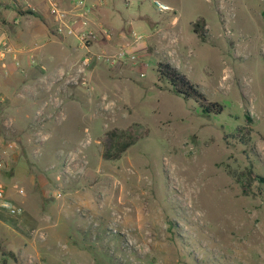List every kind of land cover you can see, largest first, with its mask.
Wrapping results in <instances>:
<instances>
[{"label":"rangeland","instance_id":"obj_1","mask_svg":"<svg viewBox=\"0 0 264 264\" xmlns=\"http://www.w3.org/2000/svg\"><path fill=\"white\" fill-rule=\"evenodd\" d=\"M83 2L73 34H25L29 63L0 68V264H264V0Z\"/></svg>","mask_w":264,"mask_h":264},{"label":"crops","instance_id":"obj_2","mask_svg":"<svg viewBox=\"0 0 264 264\" xmlns=\"http://www.w3.org/2000/svg\"><path fill=\"white\" fill-rule=\"evenodd\" d=\"M56 1L58 2V0ZM63 1H65L64 7L67 9L71 7L73 2V0ZM49 10L50 6H47L43 0H0V68L6 70L5 74H9V72L11 74L16 70L15 59H19L23 65L28 60L25 55L32 50L30 47L35 42H27L28 37L25 34L29 33V37H36L35 40L39 33L48 34L50 37L48 41H53L57 36L60 37L56 32L57 23L54 21L52 23ZM81 25L83 27L89 26L88 24L86 26ZM82 30H88V28ZM37 47L38 45L33 46L34 49ZM27 50L28 52H25ZM69 70H71L69 74L67 73L69 76L71 74L72 76L76 75L75 73L78 72L76 61ZM83 70L85 71L84 68ZM55 71L57 73L53 77H56V80L61 79L64 72L63 68H57ZM8 103L5 101L2 106L6 107L9 105Z\"/></svg>","mask_w":264,"mask_h":264},{"label":"trees","instance_id":"obj_3","mask_svg":"<svg viewBox=\"0 0 264 264\" xmlns=\"http://www.w3.org/2000/svg\"><path fill=\"white\" fill-rule=\"evenodd\" d=\"M193 32L203 41L206 40V30L204 21H197L193 25ZM157 75L160 81L168 83L176 94L182 95L185 98L195 97L202 101V106L205 107V112L221 113L223 108L220 104L209 102L206 96L190 82V80L176 67L167 62H159L157 67ZM247 122H251L249 115L246 116ZM244 131L247 135L250 134V127L245 126L238 129ZM132 143H115L113 152H105L103 158L107 160H116L133 144ZM263 180V179H262ZM5 263V260L3 262Z\"/></svg>","mask_w":264,"mask_h":264},{"label":"built area","instance_id":"obj_4","mask_svg":"<svg viewBox=\"0 0 264 264\" xmlns=\"http://www.w3.org/2000/svg\"><path fill=\"white\" fill-rule=\"evenodd\" d=\"M50 3V13L54 16V21L57 23V33L59 35L64 34L65 32L69 35L74 33L73 25L77 23V21H73L74 16H87L90 12L89 10H86L82 12V9L84 10L85 4L83 0H78L76 2L75 11H77V14H71L68 11L62 10L56 0H48ZM156 6L160 10H169V7L166 5L161 4L158 1H155ZM86 18H84L82 24L87 25L88 22L85 21ZM94 35L88 30V31H82L79 34L80 40H88L93 39ZM120 56H124V52H120ZM2 185H0V198L3 199V192H2ZM19 193H24L22 189L19 190ZM2 207L6 209L10 214L16 215L20 214L21 210L16 208L14 205H12L10 202L4 201L2 203Z\"/></svg>","mask_w":264,"mask_h":264},{"label":"bare ground","instance_id":"obj_5","mask_svg":"<svg viewBox=\"0 0 264 264\" xmlns=\"http://www.w3.org/2000/svg\"><path fill=\"white\" fill-rule=\"evenodd\" d=\"M124 206V205H123Z\"/></svg>","mask_w":264,"mask_h":264}]
</instances>
